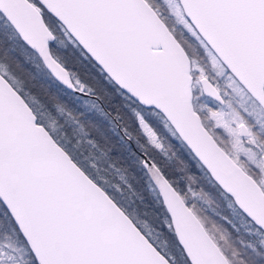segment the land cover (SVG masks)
<instances>
[{
    "label": "snow or ice",
    "instance_id": "obj_1",
    "mask_svg": "<svg viewBox=\"0 0 264 264\" xmlns=\"http://www.w3.org/2000/svg\"><path fill=\"white\" fill-rule=\"evenodd\" d=\"M17 38L89 96L49 44L82 49L135 106L140 164L162 218L153 229L121 210L123 196L136 195L124 171L104 167L106 151L71 109L37 102L4 49L0 264H264V0H0V44ZM157 123L201 177L183 161L172 167ZM201 178L240 210L238 224L219 217L250 237L239 247L198 206L208 202L194 187Z\"/></svg>",
    "mask_w": 264,
    "mask_h": 264
},
{
    "label": "trees",
    "instance_id": "obj_2",
    "mask_svg": "<svg viewBox=\"0 0 264 264\" xmlns=\"http://www.w3.org/2000/svg\"><path fill=\"white\" fill-rule=\"evenodd\" d=\"M15 41L4 40L3 44H0V56L4 49H12L8 55L11 58L13 70L23 79L27 90L36 96L38 103L46 105L49 109L56 104L64 105L79 117L90 135L98 139L106 151L107 163L104 167L107 168L108 164H112L122 169L128 184L136 193L131 199L127 195L123 196L118 206L131 219L137 216L136 220L147 222L153 229L159 227L158 222L153 219L159 215L162 218L159 197L157 193L149 191L148 177L141 167L140 157L128 142L130 140L139 151L141 149L138 145L145 143L144 138L136 131L135 116L132 110L135 106H127L121 95L117 93L116 87L109 85L102 74L88 65V62L81 56V49L67 43L49 44L50 50L56 52L66 68L76 73L81 80L93 88L92 94L99 99V102L96 98L74 94L60 86L45 71L36 55L18 38ZM123 129H127L135 139H129ZM156 131L162 137V141L170 145L172 152L176 154L172 167H180V162L183 161L188 165L189 175L195 174L198 177L203 175L196 169L195 162L190 159L180 141L169 136L159 123L156 124ZM178 175H183V173ZM184 183L186 181H180L182 189ZM194 187L204 191L210 200V205L214 207L213 211L207 210V212L229 231L237 247L240 246L241 239H250L243 230L235 231L227 222L219 220L220 216H224L237 224L239 222L238 218L232 214V208L229 207L231 198L227 194L221 195V190L213 187L210 179H197ZM233 208H235L234 204ZM236 211L239 213L238 209ZM133 214L136 216L134 217Z\"/></svg>",
    "mask_w": 264,
    "mask_h": 264
},
{
    "label": "water",
    "instance_id": "obj_3",
    "mask_svg": "<svg viewBox=\"0 0 264 264\" xmlns=\"http://www.w3.org/2000/svg\"><path fill=\"white\" fill-rule=\"evenodd\" d=\"M20 40V39H19ZM27 48H29L24 42H23V40H20ZM30 49V48H29ZM35 55H36V53L32 50V49H30ZM82 50V49H81ZM36 57L38 58V56L36 55ZM39 59V58H38ZM40 61V60H39ZM40 63H41V65H42V67L45 69V71L49 74V76L55 81V82H57L60 86H62L63 88H65L66 90H68L69 92H71L69 89H67L63 84H61L59 81H57L52 75H51V73L48 71V69L43 65V63L40 61ZM73 93V92H72ZM74 94H78V95H81L80 93H74ZM81 96H84V95H81ZM88 97H93V98H96L97 99V97H95L93 94H91V95H89ZM98 100V102H99V99H97ZM118 127V126H117ZM120 130V129H119ZM120 132H121V130H120ZM122 133V132H121ZM123 134V133H122ZM128 142H129V144H130V146L132 147V149L139 155V157H140V160L141 159H144V153L142 152V151H139V150H137L135 147H134V145H133V143L130 141V140H128ZM141 167L143 168V166L141 165ZM143 170H144V172L146 173V171H145V169L143 168ZM147 175V174H146ZM148 177V176H147ZM157 195H158V193H157ZM159 197V196H158ZM230 197V196H229ZM231 198V197H230ZM231 200H232V198H231ZM235 206V205H234ZM122 210V209H121ZM239 210V209H238ZM123 211V210H122ZM240 211V210H239ZM126 214V213H125ZM127 215V214H126ZM128 216V215H127ZM130 218V217H129ZM131 219V218H130Z\"/></svg>",
    "mask_w": 264,
    "mask_h": 264
},
{
    "label": "rangeland",
    "instance_id": "obj_4",
    "mask_svg": "<svg viewBox=\"0 0 264 264\" xmlns=\"http://www.w3.org/2000/svg\"><path fill=\"white\" fill-rule=\"evenodd\" d=\"M178 38H180V37H179V34H178ZM14 42H16V41H14ZM190 203H191V202H190ZM210 204H211V203H210V200L208 199V202H207V203H204V204H201V205H198V206H200L201 208H203V210H204V214L207 215V216L209 217L210 220L216 221V220H214V219L212 218L211 214L207 212V210L213 211V209H214V207H213L212 205H210ZM232 214H233L234 217H237L238 220H239V218H240V217H239V213H238L237 211L234 213V212H233V208H232ZM133 216L135 217L136 215L133 214ZM135 219H137V216L135 217Z\"/></svg>",
    "mask_w": 264,
    "mask_h": 264
}]
</instances>
